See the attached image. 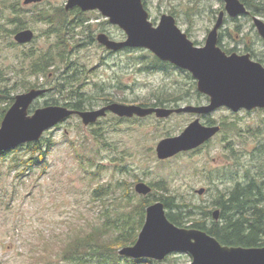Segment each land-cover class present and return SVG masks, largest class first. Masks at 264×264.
<instances>
[{
	"label": "rangeland",
	"instance_id": "374dc122",
	"mask_svg": "<svg viewBox=\"0 0 264 264\" xmlns=\"http://www.w3.org/2000/svg\"><path fill=\"white\" fill-rule=\"evenodd\" d=\"M16 2L22 9L19 14L12 8ZM66 2L41 0L24 4L23 0H6L5 6L1 5L0 113L13 103L11 97L34 87L46 88V92L33 102L29 114L37 107L65 106L74 101L78 94L71 86L91 96L84 109L109 103L104 101L106 98L128 104H151L156 97L169 99L170 103L173 97L181 96V105L206 101L201 99L203 93L198 92L190 72L172 64L167 68L153 67L149 62L155 56L149 50L110 51L100 45L96 40L99 32L114 40L124 39L125 34L97 10L84 12L86 21L69 27L64 38L49 31L51 24L36 19L41 9L65 10ZM142 2L153 24L162 14H170L199 46L204 44L218 12L224 9L222 0ZM75 8L65 10L71 18ZM249 16L225 15L218 30L219 46L228 49L226 53H249L264 60V41L252 22V16L264 21V12ZM15 17L24 20V29L34 32L30 42L14 41ZM60 39L67 50L63 62L58 55ZM48 53L56 55L54 61L44 73H33L31 64ZM209 116L223 122V127L206 145L163 160L156 156V144L164 137L178 135L194 119L192 116L121 118L108 112L93 124L84 125L78 115H72L42 134L53 143L43 163L10 168L13 158L29 156L23 148L0 157V264H65L60 253L68 239L87 235L119 209L130 211L131 205L123 200L121 203L120 197L127 189L135 195L136 202L142 196L134 190L138 181L152 188L145 197L174 195L178 202L193 207L197 217L203 211L212 213L219 208V195L231 192L237 183L264 191V107L233 111L221 106ZM96 187L113 191L104 198L95 197ZM201 187L206 191L198 194L196 190ZM205 218L210 223L212 215ZM92 261L87 264H107ZM153 261L187 264L191 256L173 252L161 261Z\"/></svg>",
	"mask_w": 264,
	"mask_h": 264
},
{
	"label": "water",
	"instance_id": "95a60500",
	"mask_svg": "<svg viewBox=\"0 0 264 264\" xmlns=\"http://www.w3.org/2000/svg\"><path fill=\"white\" fill-rule=\"evenodd\" d=\"M41 0H23L24 4ZM224 9L218 12L213 27L202 46L195 45L176 24L170 14H162L157 24L149 20L142 0H67L65 10L79 8L81 11L97 10L108 22L123 30L125 38L111 39L106 33L96 35L97 42L110 51L124 48H145L161 61L186 70L196 80L198 92L210 98L208 105L181 106L175 109L162 106H142L135 103L109 102L96 109L76 110L63 105L37 107L28 113L33 102L46 92L44 88H32L14 96L0 123V153L15 149L27 142L37 141L44 131L72 115H78L84 125H90L108 112L130 118L145 117L152 113L165 118L173 112L207 113L226 106L233 111L241 108L264 107V66L252 60L249 53L227 54L218 44V30L225 15L231 18L246 15L249 10L241 0H222ZM1 8V4H0ZM258 35L264 39V21L252 16ZM34 32L29 29L17 31L13 39L17 43L30 42ZM218 126H203L196 119L178 135L164 137L155 147L158 159L193 149L213 136ZM137 194L147 196L152 188L143 181L134 184ZM203 189L197 190L201 194ZM214 220L219 210L212 211ZM173 252H185L191 256L187 264H264V245L258 247L228 246L221 244L204 230L180 227L169 220L164 203L160 200L145 209L144 223L132 245L122 246V256L161 261Z\"/></svg>",
	"mask_w": 264,
	"mask_h": 264
},
{
	"label": "trees",
	"instance_id": "16d2710c",
	"mask_svg": "<svg viewBox=\"0 0 264 264\" xmlns=\"http://www.w3.org/2000/svg\"><path fill=\"white\" fill-rule=\"evenodd\" d=\"M6 0H1L0 4L5 6ZM249 13L246 17H250V14H261L264 12V0H241ZM14 13L19 14L22 9L18 2L12 4ZM77 11L71 18L70 14L64 10L63 7H59L56 12H50L49 10L41 9L38 12L37 20L45 21L49 24L51 32L60 33L65 36V32L69 27L79 25L86 21L84 11L79 8H75ZM15 28L13 32H17L24 29V20L21 17H15L13 20ZM61 56V61H64L65 52L64 40L58 41ZM217 44L221 45L220 37L218 36ZM223 50L229 52L228 49L222 47ZM56 55L44 54L36 58L31 64V70L33 73L45 72L52 61H54ZM261 61V60H260ZM261 62H264L262 60ZM153 67H165L170 64L169 62L161 61L157 57H153V60L149 62ZM65 72H62L64 75ZM67 77H62L65 83ZM75 86H71L70 89L77 93V98L66 104L65 106L83 110L85 102L88 101L90 95H86L83 92L73 89ZM11 101L14 97L10 98ZM112 102L109 98L104 100ZM169 99L156 97L155 102L139 103L142 106H166ZM171 101V100H170ZM107 103V102H106ZM7 107H4L0 113V117L4 116ZM52 140L40 138L37 141L27 142L19 145L16 149L7 150L0 153V157L5 158L8 154L14 150L23 148L28 152V157L13 158L10 163V168L27 166L31 167L36 164H41L48 151L51 148ZM113 188L109 187H96L93 192L95 197L104 198L106 195L112 193ZM135 195L130 194L129 190H125L124 194L120 197V201L130 204V211H116L113 217L108 216L106 222L100 225H95L87 235H75L68 239L64 248L61 250L60 259L65 264H87L93 262L92 260H98L99 263L107 264H121V260L125 261V264H154L153 259L146 260L147 258L132 259L122 256L118 253V249L121 246L132 245L136 241L137 234L141 229L146 207L155 202L162 201L168 212L167 217L171 222L180 227H190L195 229H201L208 234L214 236L221 244L228 246H243V247H258L264 245V191L261 188L251 186H237L231 192L224 194L221 193L218 197L219 201L217 206L219 207L218 220H211L207 223L206 216L211 212L203 211L199 214L194 212V208L188 204L178 202L177 197L174 195H162L157 198L150 199V197L140 196L135 202L133 199ZM122 203V201H121ZM126 205V204H125ZM122 207V206H121ZM120 207V208H121ZM201 211V210H200ZM48 264V263H46Z\"/></svg>",
	"mask_w": 264,
	"mask_h": 264
},
{
	"label": "flooded vegetation",
	"instance_id": "af4514ba",
	"mask_svg": "<svg viewBox=\"0 0 264 264\" xmlns=\"http://www.w3.org/2000/svg\"><path fill=\"white\" fill-rule=\"evenodd\" d=\"M261 38V37H260ZM262 39V38H261ZM263 41H264V39H262ZM227 54H229V53H227ZM239 54V53H238ZM241 54V53H240ZM250 55V54H249ZM250 57H251V59L252 60H255V61H259L263 66H264V62H261L262 61V59H256V58H254L253 56H251L250 55ZM261 60V61H260ZM35 88V87H34ZM36 88H41V87H36ZM32 89V88H31ZM44 89H46V88H44ZM30 90V89H29ZM200 93V92H199ZM44 94V93H43ZM42 94V95H43ZM201 96V95H200ZM40 97V96H39ZM38 97V98H39ZM184 98H182V96L181 97H173L172 99H171V101H170V103H166V106H163V107H167V108H171V109H175V108H178V107H181V106H194V107H196V106H204V105H208L209 104V102H210V98H209V96H207V95H204L203 94V96H201V99L203 100H206L205 102H196V103H185V104H183V105H181L179 102L180 101H182ZM188 102V101H187ZM150 106V105H149ZM221 107V106H220ZM224 107H226V106H224ZM217 108H219V107H217ZM217 108H215V109H213L212 111H210V112H207V113H195V112H188V111H185V112H173V113H171V115H169V116H172V115H180V114H188V115H190V116H192L194 119L192 120V121H190L185 127H187L191 122H193L194 120H198L199 121V123L201 124V125H203V126H207V127H210V126H218L219 127V129H218V131L213 135V136H211L209 139H207L204 143H202L201 145H199V146H197V147H195V148H193V149H190V150H187V151H182V152H194V151H197V150H199L200 148H202L204 145H206L207 144V142H209L210 141V139L211 138H213L221 129H222V127H223V122H217L214 118H211L210 116H209V114H211L214 110H216ZM228 108V107H227ZM256 108H263V107H255V108H252V109H256ZM230 109V108H229ZM231 110V109H230ZM241 110H250V109H244V108H241ZM28 112H29V110H28ZM110 113V112H109ZM148 116H155V114L154 113H152V114H150V115H147V116H145V117H148ZM168 116V117H169ZM134 117H137V116H133V117H130V118H134ZM156 117V116H155ZM122 118V117H121ZM158 118V117H157ZM165 118H167V117H165ZM159 119H163V118H159ZM184 127V128H185ZM179 153H181V152H179ZM179 153H177V154H179ZM177 154H175V155H177ZM174 155V156H175ZM174 156H172V157H174ZM169 158H171V157H169ZM168 159V158H167ZM239 184L237 183L236 185H235V187H237ZM246 186H248V188L250 189L251 188V186L250 185H246ZM235 187H233V189L235 188ZM202 189H203V192L202 193H204L205 191H206V188H203V187H201ZM200 189V188H199ZM232 189V190H233ZM197 191V190H196ZM216 209H218L219 210V208H216ZM215 210V209H214ZM211 215H212V213H211ZM212 219H213V217H212ZM214 220V219H213Z\"/></svg>",
	"mask_w": 264,
	"mask_h": 264
}]
</instances>
